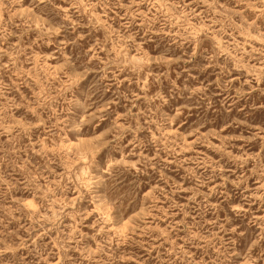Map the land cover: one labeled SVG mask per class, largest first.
Wrapping results in <instances>:
<instances>
[{
    "label": "rangeland",
    "instance_id": "obj_1",
    "mask_svg": "<svg viewBox=\"0 0 264 264\" xmlns=\"http://www.w3.org/2000/svg\"><path fill=\"white\" fill-rule=\"evenodd\" d=\"M0 264H264V0H0Z\"/></svg>",
    "mask_w": 264,
    "mask_h": 264
}]
</instances>
